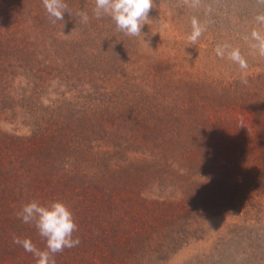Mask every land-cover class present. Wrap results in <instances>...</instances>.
Returning a JSON list of instances; mask_svg holds the SVG:
<instances>
[{
  "label": "rangeland",
  "instance_id": "obj_1",
  "mask_svg": "<svg viewBox=\"0 0 264 264\" xmlns=\"http://www.w3.org/2000/svg\"><path fill=\"white\" fill-rule=\"evenodd\" d=\"M68 2L71 14L56 22L42 0L27 4L45 23L41 42L13 69L12 98L2 101L26 109L0 117V130L20 139H57L51 178L62 187L32 194L24 183L12 203L61 201L72 211L81 243L56 264H264V56L252 39L264 36V0H154L144 38L96 19L95 0ZM193 19L203 28L195 44ZM234 49L247 68L229 58ZM94 185H104L113 215L85 213ZM24 260L36 264L14 261Z\"/></svg>",
  "mask_w": 264,
  "mask_h": 264
},
{
  "label": "trees",
  "instance_id": "obj_2",
  "mask_svg": "<svg viewBox=\"0 0 264 264\" xmlns=\"http://www.w3.org/2000/svg\"><path fill=\"white\" fill-rule=\"evenodd\" d=\"M64 2L68 5V8L72 7L68 0H64ZM28 3H30V0H0V117L5 116V112L10 113V115L22 114V110L26 109L23 104L24 101H19V103L10 101L11 105H7L2 101L4 97H7V99L12 98L13 93H10V85L16 81V74L13 73V69L22 66L27 67L30 63V57L37 51V43L41 42L42 28L45 23L36 14L34 7L27 6ZM7 90H9V94ZM17 110L19 111L17 112ZM53 131L56 132L54 129ZM67 132V130H64L62 134L60 130L59 141L60 144L64 143L66 148L68 141L70 143L71 140ZM40 136L41 139L32 138V136L20 139L16 135L0 130V264H10V262L18 264L14 260L19 257H23V255H26V257L33 256L21 246L15 245L13 237L31 239L36 246L38 243L37 230L33 228L32 231L23 230L24 228L31 229L30 226L32 225L23 223L17 216L23 205H12L13 202H17L18 198L23 200V197H25L22 189L24 183L25 186L29 184L34 187L35 191H32V194L38 192L45 194V185L51 186L54 191L62 187L60 180L51 178L52 174L55 175L53 169L58 170L56 164L54 165L51 160V156L54 155L51 146L57 139L52 138L51 141L46 142V135L43 132ZM73 144L74 147L80 146L76 139ZM63 173H68V178L71 174L66 170ZM72 177L74 181L71 180V188L76 181L75 177ZM52 179L57 183L51 182ZM103 186L97 187L100 191L95 185L85 188L86 201L84 202H87L84 206L86 207L84 208L86 209L84 210L85 213L86 211L96 210V215L101 212L104 217L108 216L107 214L112 210L113 215L115 207H111L110 204L107 205L106 202L109 198H105ZM63 192L65 190L61 188L59 194ZM30 200L32 198H29V202ZM92 204H94V209L91 207ZM129 238L133 242L132 246H136L138 240H136V232ZM9 243L12 247L10 249L5 246ZM14 248L18 249V253L13 252ZM24 264L28 263L24 260Z\"/></svg>",
  "mask_w": 264,
  "mask_h": 264
},
{
  "label": "clouds",
  "instance_id": "obj_3",
  "mask_svg": "<svg viewBox=\"0 0 264 264\" xmlns=\"http://www.w3.org/2000/svg\"><path fill=\"white\" fill-rule=\"evenodd\" d=\"M194 3L198 0H193ZM44 9L52 22L63 21L64 14L70 15L68 5L64 0H42ZM154 7V0H95L92 9L93 16L100 19L108 16L114 22L116 30L127 36L143 37L142 28L150 20L149 13ZM75 16L82 24L89 22V15L85 11H77ZM264 21V17H258ZM192 32L188 39L195 44L203 32V28L193 19ZM252 39L258 43L254 45L259 54L264 56V36L259 32L252 33ZM226 45L217 46V55L223 56ZM229 58L244 69L247 62L238 49L228 53ZM18 218L25 224L34 225L39 237L44 241V248L37 247L31 239L13 237V243L21 246L26 252L35 257L36 264H56L54 257L65 249L78 247L79 237H74L78 226L74 222L72 211L61 201H53L42 205L33 200L24 204L17 213Z\"/></svg>",
  "mask_w": 264,
  "mask_h": 264
}]
</instances>
